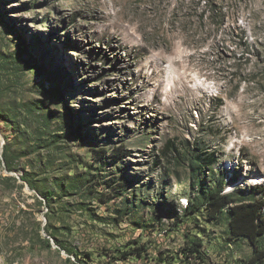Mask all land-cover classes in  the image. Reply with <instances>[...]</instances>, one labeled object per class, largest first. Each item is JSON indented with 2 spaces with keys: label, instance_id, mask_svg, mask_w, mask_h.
Returning <instances> with one entry per match:
<instances>
[{
  "label": "rangeland",
  "instance_id": "obj_1",
  "mask_svg": "<svg viewBox=\"0 0 264 264\" xmlns=\"http://www.w3.org/2000/svg\"><path fill=\"white\" fill-rule=\"evenodd\" d=\"M256 177L264 0H0V264H244L246 238L175 216Z\"/></svg>",
  "mask_w": 264,
  "mask_h": 264
},
{
  "label": "trees",
  "instance_id": "obj_2",
  "mask_svg": "<svg viewBox=\"0 0 264 264\" xmlns=\"http://www.w3.org/2000/svg\"><path fill=\"white\" fill-rule=\"evenodd\" d=\"M192 150L189 156L195 167L211 168L215 163L216 156L213 151H204L200 147H194ZM113 156L119 159L122 153H113ZM219 181L222 186L227 183L226 179L224 181L221 178ZM222 186L201 188L197 191L195 198L186 200L185 206L181 209V215L175 218L182 220L184 216L192 214L201 217L205 222L225 225L228 240L246 238L253 247L252 256L245 260L244 264H264V182L251 184L245 190L236 188L224 191ZM165 214L169 216L170 212ZM201 246L200 241L191 240L184 242L180 252L184 258H198L203 262ZM131 248L129 252H123V256L133 254L140 257L146 250L142 245ZM182 261L187 262L183 259L180 262Z\"/></svg>",
  "mask_w": 264,
  "mask_h": 264
},
{
  "label": "bare ground",
  "instance_id": "obj_3",
  "mask_svg": "<svg viewBox=\"0 0 264 264\" xmlns=\"http://www.w3.org/2000/svg\"><path fill=\"white\" fill-rule=\"evenodd\" d=\"M259 177H256L255 179H254V182L256 183V182H259Z\"/></svg>",
  "mask_w": 264,
  "mask_h": 264
},
{
  "label": "built area",
  "instance_id": "obj_4",
  "mask_svg": "<svg viewBox=\"0 0 264 264\" xmlns=\"http://www.w3.org/2000/svg\"><path fill=\"white\" fill-rule=\"evenodd\" d=\"M262 182H263V181H261V182L259 181V183H262ZM259 183H258V184H259Z\"/></svg>",
  "mask_w": 264,
  "mask_h": 264
}]
</instances>
